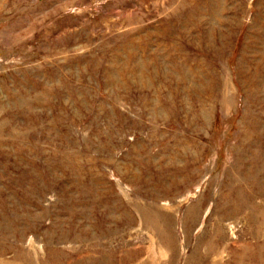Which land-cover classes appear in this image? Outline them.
Masks as SVG:
<instances>
[{"label": "rangeland", "instance_id": "1", "mask_svg": "<svg viewBox=\"0 0 264 264\" xmlns=\"http://www.w3.org/2000/svg\"><path fill=\"white\" fill-rule=\"evenodd\" d=\"M0 264H264V0H0Z\"/></svg>", "mask_w": 264, "mask_h": 264}]
</instances>
